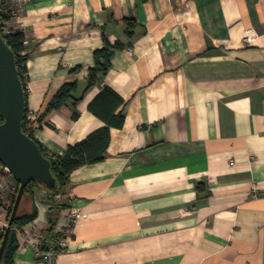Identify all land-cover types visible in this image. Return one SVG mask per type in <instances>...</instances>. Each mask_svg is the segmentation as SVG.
Here are the masks:
<instances>
[{
    "label": "crops",
    "instance_id": "1",
    "mask_svg": "<svg viewBox=\"0 0 264 264\" xmlns=\"http://www.w3.org/2000/svg\"><path fill=\"white\" fill-rule=\"evenodd\" d=\"M11 25L27 38L30 113L77 82L79 101L33 131L47 152L107 126L89 110L106 87L125 101L102 161L60 198L41 187L21 205L38 216L14 264H47L35 248L55 243L71 208L85 217L54 264H264V0H23ZM106 46L109 70L87 90ZM14 186L0 172V196Z\"/></svg>",
    "mask_w": 264,
    "mask_h": 264
},
{
    "label": "trees",
    "instance_id": "2",
    "mask_svg": "<svg viewBox=\"0 0 264 264\" xmlns=\"http://www.w3.org/2000/svg\"><path fill=\"white\" fill-rule=\"evenodd\" d=\"M3 6V3L1 7ZM13 18L8 12H0V31L15 55L17 68L19 70L20 78L23 83L25 93H26V113L23 120V131L29 135L40 147L43 155L50 161L51 163V172L56 181L55 187L51 188L48 194L51 197L58 196L63 189L70 183V178L72 173L85 165L96 164L103 159V155L106 152L109 141H110V128H122L124 123V117L122 113L117 114V111L120 107H122L125 103L124 99L121 98L116 92H114L110 88H105L97 98L92 102L89 107V110L102 121H104L107 126L102 128L91 135H89L86 139L80 141L75 145H70L63 156H54L47 152L43 146L37 141L34 136V132H29L27 126L29 124L28 115L29 109L27 105V92H26V78L28 74L27 69V61L29 58L28 53L26 52V34L25 32L11 25L13 22ZM9 28V32L5 33V28ZM113 55L112 48L110 46H106L104 49L97 51L95 53V66L90 70V74L88 76V86L87 90L96 86L100 77L105 75L110 67V60ZM78 68L73 70V73L77 72ZM77 88L76 81H70L64 84L61 89L56 93L53 99L49 102L45 112L43 115L38 116L37 124L41 127V122L44 118H46L51 112L60 110L64 107L70 100H74L75 104L79 101V99H75L74 93ZM78 114H75L77 117ZM3 122L0 119V124ZM17 184V190L12 198V203L9 207L6 208L7 212V223L13 213L15 201L19 192L20 184L16 178H14ZM43 185L36 181H32L26 188L24 197L21 205L27 199H31L34 202V194L37 188H41ZM66 205H58L53 212L50 213L51 224L54 226L53 216L60 213V210L64 208ZM21 210V206H20ZM19 210V211H20ZM38 216V210L33 204L32 210L28 213L18 215L13 223V227L10 233V237L7 243V247L4 252L3 259L1 264H14V256L19 247V243L17 240V236L21 233L26 226L35 221ZM53 227L48 229V234L52 232ZM5 232V231H4ZM4 233L0 237V248L3 241ZM48 248H45L44 251H47Z\"/></svg>",
    "mask_w": 264,
    "mask_h": 264
},
{
    "label": "water",
    "instance_id": "3",
    "mask_svg": "<svg viewBox=\"0 0 264 264\" xmlns=\"http://www.w3.org/2000/svg\"><path fill=\"white\" fill-rule=\"evenodd\" d=\"M26 110V93L16 58L0 31V119L3 120L0 124V162L20 184L1 244L0 264L27 186L32 181L48 190L56 185L50 161L38 144L23 131Z\"/></svg>",
    "mask_w": 264,
    "mask_h": 264
},
{
    "label": "built area",
    "instance_id": "4",
    "mask_svg": "<svg viewBox=\"0 0 264 264\" xmlns=\"http://www.w3.org/2000/svg\"><path fill=\"white\" fill-rule=\"evenodd\" d=\"M3 3V6L1 7ZM0 5V12L2 13H10L13 20H17L22 12L23 9V0H2ZM9 32V28H5V33ZM255 37L253 33L248 32L246 37L244 38V43L246 45H251L254 41ZM37 118L34 113H30L28 115L29 124L27 126V129L29 132L34 131L39 128V124H37ZM0 172L4 174H11L8 168H6L1 162H0ZM17 186H14L12 188V197L10 198H4L0 196V202L2 203V209L6 211V208L9 207L12 203V198L16 192ZM57 198H60L61 195L59 194L56 196ZM85 215L81 213L78 209H70L69 211V223L63 229L60 231V234L56 238V241L53 245H51L47 251L41 252L38 247L35 248L37 255L43 258V260L47 264H54V262L57 260V258L66 253L70 241H71V234H72V228L79 223L81 220H83ZM8 223L7 220H2L0 218V237L3 235ZM27 242H30L29 239Z\"/></svg>",
    "mask_w": 264,
    "mask_h": 264
},
{
    "label": "rangeland",
    "instance_id": "5",
    "mask_svg": "<svg viewBox=\"0 0 264 264\" xmlns=\"http://www.w3.org/2000/svg\"><path fill=\"white\" fill-rule=\"evenodd\" d=\"M20 214H24V208L22 207L21 210L19 211Z\"/></svg>",
    "mask_w": 264,
    "mask_h": 264
}]
</instances>
